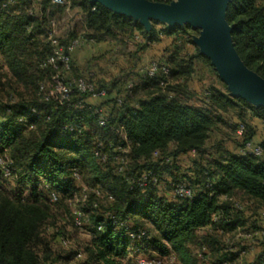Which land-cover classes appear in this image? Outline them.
<instances>
[{
	"label": "trees",
	"instance_id": "16d2710c",
	"mask_svg": "<svg viewBox=\"0 0 264 264\" xmlns=\"http://www.w3.org/2000/svg\"><path fill=\"white\" fill-rule=\"evenodd\" d=\"M19 1V6L9 8L0 1V64L26 92L13 91L10 95L14 101L9 95L7 102H0V154L6 153L12 160V178L16 182L15 187L8 188L0 170V264H51L42 260L48 255L40 258L35 249L41 228L50 218V204H58L77 191L82 194L84 187L87 199L81 208L84 218L88 214L94 226L87 244V260L82 264H125L132 246L128 232L139 228L149 234L144 244L161 255L170 254L169 244L178 264H199L198 251L203 252L204 246L207 251L203 254L209 263L223 264L228 260L235 264L237 255L226 251L224 238L233 234L236 226H246L248 218L243 212L233 211L228 202L218 203V196L230 194L247 200L253 204L255 214L264 208V140L260 142L261 157L240 155L237 148L241 143L234 138L236 151H231L224 139L208 144L219 124L231 116L246 124L245 140L252 139V120L264 122V107L230 95L210 59L194 44L198 28L188 24L158 29L153 26L147 32L138 21L97 1L70 0L71 8H80L82 27L79 34L76 29L67 32L64 42L58 38L64 44L80 36L94 38L95 42L111 39L136 65L141 53L161 34L173 39L157 60L169 68L168 74L159 70L144 78L133 65L109 81H97L108 94L116 90L117 95L130 81L134 83L122 104L118 105L117 95L102 103L109 111V122L99 126L87 110L73 103L60 105L53 98L46 99L40 90V83L47 84L55 73L51 66L42 67L41 63L51 54L45 39L48 21L62 6L44 0L43 13L38 17L24 12L29 0ZM226 19L233 28L241 60L264 79V0H231ZM137 35L143 40L138 41ZM130 41L133 51H128ZM72 65L73 74H81L74 62ZM194 81L200 89L191 87ZM81 97L76 91L72 102ZM74 122L79 129L80 124L84 126L81 133L62 131L63 125ZM117 127L124 128L130 146L129 167L124 172H118L112 162L113 148L108 149V161L101 162L93 146L95 138L124 144L114 129ZM189 152L194 157L190 166L182 169L176 160ZM151 169L162 180L174 177L190 181L194 196L169 200L151 184L144 192L136 185L132 188L133 181ZM81 180L86 186H79ZM44 181L58 193L56 202L50 201L42 187ZM25 189L27 195H23ZM104 198L113 203L103 208ZM96 201L99 206L93 208ZM109 212L116 214L117 222L108 219ZM251 223L258 225L256 220ZM210 225L211 231L207 230ZM263 255L264 237L261 252L246 264L259 263Z\"/></svg>",
	"mask_w": 264,
	"mask_h": 264
},
{
	"label": "built area",
	"instance_id": "2783aa9c",
	"mask_svg": "<svg viewBox=\"0 0 264 264\" xmlns=\"http://www.w3.org/2000/svg\"><path fill=\"white\" fill-rule=\"evenodd\" d=\"M4 8L16 7L20 5L19 0H0ZM43 2L44 0H29L28 4L23 7L25 13L30 16H41L43 13ZM50 5L56 6H70V0H51ZM47 7L46 11L50 10ZM18 12V11H17ZM58 20L52 17L47 24L45 39L51 46V54L41 63L42 67L51 66L55 73L52 75L51 80L46 84L44 82L40 83V90L44 93L46 99L53 98L58 104L63 105L65 103H73L74 106L80 110H87L93 116L96 117L99 126H106L109 122V111L105 105L101 102H89L88 97L92 98H102L108 96V90L101 88L97 84L96 72L94 70L81 73L79 75H74L72 72V52L76 49H82L95 43L94 38H88L85 36H80L70 40L67 44L62 43L57 37ZM136 39L142 41L141 36L137 35ZM159 70H162L165 74L169 73V68L165 65H161L157 60L151 61L149 64L141 67L138 70L140 76L146 78L154 76ZM134 85L133 82H129L124 87L122 93L116 96L118 105L122 104L125 94L128 89ZM79 92L80 100L72 102V97L75 92ZM12 101H14V96ZM35 111V109H33ZM22 120V119H21ZM83 125L77 122L71 124H65L62 127L63 132H79L81 133ZM119 134L120 139L124 144L117 141L113 143L112 141H107L99 138H95L93 142L95 156L101 162H106L110 158L109 148H113V153L111 155L112 162L116 166L118 172H124L129 167V142L126 132L123 127L114 128ZM248 129L245 123L239 122L237 124L234 139L239 141L241 145L237 148V152L240 155H254L261 157L263 155V149L260 143L255 142V140L249 139L245 140V135ZM155 156L158 152L154 153ZM170 159H167L169 161ZM0 170L6 177H12V160L5 154H0ZM74 178L78 181L79 175L76 170L73 171ZM151 184L157 187L159 191L165 195L169 200H180V199H190L195 194V189L192 183L186 179L176 180L174 177L166 178L162 180L156 170H147L140 174V176L133 181L132 188L136 185L141 188L144 192L147 186ZM42 187L46 190L48 197L51 202H56L58 200V193L51 189V186L47 182L42 183ZM86 188L82 190V201L83 204L86 202L87 195L85 192ZM99 194V192H97ZM212 194V193H211ZM214 194V193H213ZM226 201L231 205L233 211L243 212L248 218L246 226H236L231 238H224V245L226 251L231 254L237 255V262L235 264H244L243 259L245 255L250 251H256L261 248V240L264 237V208H260L257 214L254 213V206L251 202L243 200L236 196L230 194H220L218 196V203ZM98 202L92 204L93 208H97ZM108 219L117 222L118 218L115 213L109 212ZM73 218L76 222L82 224L84 219V212L82 208H76L73 213ZM217 219V216H215ZM258 221L257 227L252 225L251 221ZM100 225L97 229H101ZM211 231V225L207 228ZM220 233L223 231L218 229ZM128 236L132 241V246L130 248V253L134 256L136 264H178V259L173 254L166 255H147L143 251V244L148 240L149 234L145 228H139L137 230H131L128 232ZM58 241L65 247L71 245L69 238L60 234L57 236ZM207 251V247H203V252ZM203 252H201L200 259L203 264L209 263ZM82 252L78 251L77 256H81ZM223 264H230L228 260H225ZM257 264H264V255Z\"/></svg>",
	"mask_w": 264,
	"mask_h": 264
},
{
	"label": "rangeland",
	"instance_id": "374dc122",
	"mask_svg": "<svg viewBox=\"0 0 264 264\" xmlns=\"http://www.w3.org/2000/svg\"><path fill=\"white\" fill-rule=\"evenodd\" d=\"M71 5V1H70ZM62 10H57L55 12V18L58 20V29L57 37L65 41V36L67 32L72 29H76L77 33H80V27H82V15L80 8H67V6H62ZM134 50L133 45H128V50ZM118 50H123L121 46L118 47ZM104 49H100L99 52H103ZM100 55H95L94 51L86 52L83 56L84 62H88L89 68L98 72L99 74H113L114 71L111 70L114 66L118 68L124 59L120 55L113 54V51H108ZM79 56V57H78ZM149 57L148 59L150 60ZM75 63L80 64V53L74 57ZM83 61V60H82ZM1 63V62H0ZM80 66V65H79ZM192 88L200 89V85L195 81L191 84ZM228 89V88H227ZM13 91L20 93H26L22 91L19 85L15 84L10 76V73L5 67H1L0 64V102H7L9 100V95ZM230 93V92H229ZM231 95V94H230ZM232 96V95H231ZM242 121L237 116H231L226 119V123H220L219 128L216 129L209 141L208 145H212L214 142L220 139L226 140V144H235L233 141L236 124L237 122ZM192 157H190L191 159ZM188 160V158H187ZM3 177V176H2ZM5 180V185L8 188L15 187V179L12 177H3ZM79 186H86V182L81 180ZM28 190L23 191V195H27ZM111 201H113L111 199ZM110 200L103 199V208L104 206H109L113 202ZM82 194L81 192H75L74 195H68L58 204H50V218L42 226L40 231V238L37 239L38 246L35 248L40 258H44L45 255H48V258L42 260H48L51 264H82L87 260V244L91 237V230L93 224L89 219L88 214H85V218L82 220V224L76 222L73 218V213L76 208L82 207ZM84 205V204H83ZM256 210V209H255ZM63 234L70 239L71 245L69 247L63 246L57 239V236ZM202 234V233H201ZM231 238V235H227ZM167 244V243H166ZM170 254H173V251L170 250V245L167 244ZM82 252L81 256H77V252ZM143 251L147 255H161L162 253L150 246L143 244ZM253 251L248 252V256L243 259V263H248L246 260H254V255H251ZM201 254V252H200ZM125 264H136L134 256L130 253L125 260ZM203 264V263H202Z\"/></svg>",
	"mask_w": 264,
	"mask_h": 264
},
{
	"label": "water",
	"instance_id": "95a60500",
	"mask_svg": "<svg viewBox=\"0 0 264 264\" xmlns=\"http://www.w3.org/2000/svg\"><path fill=\"white\" fill-rule=\"evenodd\" d=\"M116 13L138 21L147 32L150 20L173 25L191 24L200 29L194 41L207 56L230 94L264 107V79L245 66L237 53L232 26L226 19L231 0H179L153 2L149 0H92Z\"/></svg>",
	"mask_w": 264,
	"mask_h": 264
},
{
	"label": "crops",
	"instance_id": "0c3cea01",
	"mask_svg": "<svg viewBox=\"0 0 264 264\" xmlns=\"http://www.w3.org/2000/svg\"><path fill=\"white\" fill-rule=\"evenodd\" d=\"M171 1L178 2L179 0H171ZM153 2H159V1H153ZM67 8H68V6H67ZM69 8H70V6H69ZM150 24H151V29L153 28V26H156L157 29L162 27V26L172 27L168 23H164V22L156 21V20H150ZM184 25H186V24H184ZM188 25L192 26L191 24H188ZM173 26H176V25H173ZM178 26H183V25H178ZM197 36H199V35H194L193 36V41H194V38L197 37ZM172 41H173V39H172L171 36H168L166 34H161L160 37H159V40L156 43H154L152 46H150L148 49L144 50L141 53V57H140L141 59L136 65H134V62L131 59V57L129 56V54H124V53H122V51L118 50V47H119L118 43L116 41H114V40H111V39H107V40L101 41V42H95V43L91 44L90 46L82 48V49H76V50H74L72 52V58H73V62L75 64V66H77V68L79 69L80 73H85V72H87L88 69H90L88 62L83 63L84 62V59H83L84 56L83 55L86 52L94 51V54L97 55V53H98V51H100V49H104L103 52H99L100 54H103L104 56H105L104 53H106L108 51H113V54L120 55L125 61L118 68H116L114 66L111 68V70L118 69V70L114 71L113 74H108V75L107 74H103L102 75V74H99L98 72L95 71L96 72V79H97L98 83H101L102 80H104V81L111 80L113 77L117 76L122 70L128 69L130 67H133V65H134V71L138 72V70L141 67L149 64L151 61L160 60V58L166 53L165 50L168 47L171 46ZM129 44L133 45L131 41L129 42ZM194 44L199 48V51H200V47L195 41H194ZM128 51H133V50L130 49ZM79 53H80V64L78 62L75 63V59H74L75 55H78ZM200 53H201V51H200ZM100 54H98V55H100ZM149 57H153V58H150V60H149L148 59ZM217 73H218V71H217ZM218 75H219V73H218ZM220 79H221V77H220ZM195 82L197 84H199L197 81H195ZM116 95H117V91L114 90V91L110 92V94L108 96H106V97H102V98L88 97L87 100L89 102H97V103L101 102V103H103V102H106L107 100L113 99ZM252 123L254 125V136H253V139L255 140V142L260 143L262 140H264V122H263V120H261L259 118H253ZM227 147L231 151H236L235 144H228ZM190 157H194V154L192 152H189V153H187L185 155H182V156L178 157L176 162L182 169H185V168L190 166V163H191L190 162ZM187 158H188V160H187ZM172 161H173V159H172ZM260 252H261V248L256 250V251H254V252H251L252 253L251 255H254V258H255V257H257V254H259ZM199 253L200 252L198 251V254ZM247 254L245 255V257L248 256ZM197 258H198L199 264H202L203 261H201L199 255H197ZM246 261L249 263L252 260L248 261V259H247Z\"/></svg>",
	"mask_w": 264,
	"mask_h": 264
}]
</instances>
